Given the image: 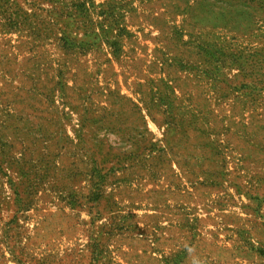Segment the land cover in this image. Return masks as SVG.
<instances>
[{"label": "rangeland", "instance_id": "obj_1", "mask_svg": "<svg viewBox=\"0 0 264 264\" xmlns=\"http://www.w3.org/2000/svg\"><path fill=\"white\" fill-rule=\"evenodd\" d=\"M0 264H264V0H0Z\"/></svg>", "mask_w": 264, "mask_h": 264}]
</instances>
